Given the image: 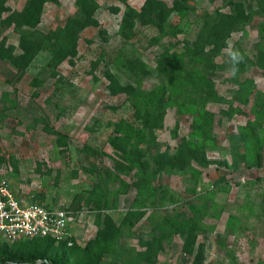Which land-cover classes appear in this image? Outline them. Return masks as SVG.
Here are the masks:
<instances>
[{
    "label": "rangeland",
    "instance_id": "1",
    "mask_svg": "<svg viewBox=\"0 0 264 264\" xmlns=\"http://www.w3.org/2000/svg\"><path fill=\"white\" fill-rule=\"evenodd\" d=\"M146 1L94 0V21L83 27L73 22L82 14L79 0H44L30 27L16 20L29 0H0V183L7 180L26 202L70 213L67 238L54 242L68 264H78L76 248L111 223L123 226L125 248L100 264H264V127L260 145L242 140L241 129L254 116L235 93L236 78L254 81L264 91V64L239 68L233 76L226 55L236 43L253 54L260 7L247 6L254 13L250 24L233 31L228 47L211 58L225 64L224 70H211L218 100L182 87L167 106L156 148L175 156L184 141L194 151L188 163L141 156L133 157L138 160L132 165L129 148H115L113 142L115 123L134 120L135 109L124 92L112 88L107 68L123 84L151 89L163 81V55L203 35L205 13L229 10L224 0H181L187 8L172 11L163 29L138 17L127 36L128 8L140 12ZM164 1L176 6V0ZM24 35L40 39L42 50L23 68L6 58L2 43L19 55ZM203 107L215 114L205 132ZM228 109L235 113L222 112ZM97 168L112 174L104 180ZM142 177L151 178L153 187L137 188ZM100 181L106 201L99 203L92 190ZM47 243L0 240V248L45 257L51 253Z\"/></svg>",
    "mask_w": 264,
    "mask_h": 264
},
{
    "label": "trees",
    "instance_id": "2",
    "mask_svg": "<svg viewBox=\"0 0 264 264\" xmlns=\"http://www.w3.org/2000/svg\"><path fill=\"white\" fill-rule=\"evenodd\" d=\"M44 0H29L23 11L18 13L16 20L21 26H34L38 21L39 12L42 8ZM188 1V0H182ZM229 7L226 12L213 11V14L205 13L204 17V33L198 39L191 42L189 39L185 41L183 50H177L170 53L167 51L162 58V67L159 69L160 76L163 81L160 84L153 86L151 89H145L139 86H133L130 83H125L111 70L107 68L106 75L113 83V89H119L118 92H124L127 95L128 101L134 107V120L122 118L116 122L117 135L114 139V147L121 144L128 153L132 154L130 163L136 164L137 158L148 156L151 159L159 158L161 160L176 162V164H185L193 156V147L190 144L182 142V148L178 150L175 156H166L157 150L156 131L163 128L166 110L169 102L177 89L192 88L194 94L198 93L196 88H199L201 95L205 96L209 101H217L218 94L214 92V80L211 76V70L218 68L225 69L224 63H219L215 59L211 62V58H216L223 53V49L228 47V39L232 32L246 28L252 21L254 13H250L247 6L251 8L252 3L259 5V9L255 14L263 15L262 21L259 23L260 36L259 43L255 45L253 54L239 49V43L235 44L234 49L239 50L244 56V62L239 65V68L252 66L254 64H264V0H224ZM79 5L82 11L80 16L73 18V22L81 26L91 25L93 14L98 8L94 0H79ZM186 5L181 3V0H176V6L173 8L167 5L164 0H147L140 12L136 11L131 6L128 8L124 17L123 32H127V36L135 27L134 20L138 17L148 18L150 24L156 25L159 29H163V21L169 19L172 11L185 10ZM187 12V11H186ZM130 21V23H129ZM34 32V31H33ZM22 33V32H21ZM24 33L28 32L24 30ZM36 35V33H31ZM56 36V35H54ZM32 40L28 36H22L21 46L23 53L17 55L14 51L8 50L10 46L2 43V47L7 48L6 58L18 67L28 66L34 55L41 51L42 41L40 39ZM48 37V36H47ZM52 46V43H49ZM74 48V44H72ZM76 45V44H75ZM55 46V44H53ZM59 60L53 64L55 67L59 65ZM128 60L126 58V63ZM228 64V63H227ZM245 70V69H243ZM133 71V69H132ZM235 82L239 88L235 93L240 102L252 109L254 118L249 119L247 125L241 129V137L243 141H255L261 144L262 138L260 130L264 127V91L258 90L254 81L246 79L244 81L236 78ZM196 90V91H195ZM213 96V99H209ZM203 118L200 122V130L205 132L208 124L210 126L214 121L215 114L203 107ZM226 115L235 113V109L222 110ZM119 141V142H118ZM118 142V143H117ZM147 146L148 149L143 147ZM140 155H136L137 152ZM126 167V165L124 166ZM99 170V168H97ZM130 172L132 167H127ZM101 177L110 176L112 173L106 169L99 170ZM106 175V176H105ZM105 180V179H104ZM151 178L142 177L136 183L137 188H142L146 185L153 187ZM93 195L99 197L98 202L106 201L103 183L98 182L93 190ZM123 226H117L113 223L104 227V229L94 239H91L85 247H77L74 253L78 256V264H100L106 256L117 251H122L125 246L122 244ZM30 239V238H29ZM35 240L43 239L48 241L46 244L47 250L51 251L47 256L36 255L29 252H10L0 248V264H37L41 260H45L39 264H68L69 259L66 257V252L54 245L55 239L51 237L32 238ZM27 240V239H23ZM22 241V240H21Z\"/></svg>",
    "mask_w": 264,
    "mask_h": 264
},
{
    "label": "built area",
    "instance_id": "3",
    "mask_svg": "<svg viewBox=\"0 0 264 264\" xmlns=\"http://www.w3.org/2000/svg\"><path fill=\"white\" fill-rule=\"evenodd\" d=\"M71 222L66 209L26 202L16 196L7 180L0 183V240L51 237L62 241L67 238Z\"/></svg>",
    "mask_w": 264,
    "mask_h": 264
},
{
    "label": "clouds",
    "instance_id": "4",
    "mask_svg": "<svg viewBox=\"0 0 264 264\" xmlns=\"http://www.w3.org/2000/svg\"><path fill=\"white\" fill-rule=\"evenodd\" d=\"M226 55L230 65L229 71L233 76H235L239 71V65L244 62V56L239 50L232 47L226 49Z\"/></svg>",
    "mask_w": 264,
    "mask_h": 264
},
{
    "label": "water",
    "instance_id": "5",
    "mask_svg": "<svg viewBox=\"0 0 264 264\" xmlns=\"http://www.w3.org/2000/svg\"><path fill=\"white\" fill-rule=\"evenodd\" d=\"M43 261H45V260H41V261H39L37 264H39V263H41V262H43Z\"/></svg>",
    "mask_w": 264,
    "mask_h": 264
}]
</instances>
